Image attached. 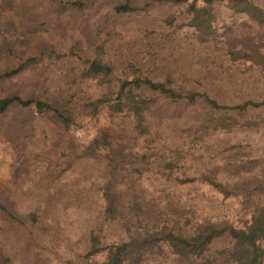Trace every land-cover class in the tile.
<instances>
[{
  "label": "trees",
  "instance_id": "trees-1",
  "mask_svg": "<svg viewBox=\"0 0 264 264\" xmlns=\"http://www.w3.org/2000/svg\"><path fill=\"white\" fill-rule=\"evenodd\" d=\"M87 1L34 0L37 5L41 3L43 11H47L62 28L66 20L59 21L60 15L68 11L67 18L70 16L74 23ZM155 1L183 4L185 20L182 24L191 30L196 41L215 45L221 41L223 53L230 60L245 62L247 67L257 69L264 77V31L221 32L215 23L214 12L215 1H221L233 13L242 15L241 22L246 26L251 25L249 20L264 24V11L256 6L259 4L253 0ZM22 7L23 15L18 25L26 27V34L23 38L17 36L16 25L7 18L3 29L9 28L14 33L7 41L0 37V141L3 144L22 142L29 127L36 131L37 141L42 138L39 149L43 158L35 166V174L32 172L37 192L34 202L22 203L24 198H31L22 192L25 181L22 172L29 173L28 168L21 170L18 166L12 169L13 178L9 182H0V264H120L140 247L156 244H165L176 257L188 260L202 257L212 240L222 235L230 239L223 250L229 264H261L264 258V179L243 193L216 175L179 176L173 169L185 156V149L174 146L166 149L167 154L165 149H155L151 144H158L156 139L161 134H156L159 137L155 138L150 128L154 125L156 129L158 125L154 113L159 102L171 111L197 103L201 115L199 122L190 126L193 128L191 136L202 138L209 130H228L238 121L227 109L243 110L247 106H257L264 103V97L244 99L230 105L219 103L204 90L175 83L168 71L146 72L142 69L144 63L135 57L133 51L110 57L103 43L97 40L101 33L96 32L95 40H89L85 47L74 31L68 39L70 62L62 72L61 82L54 86V90L37 95L30 90L33 85L24 81L23 76L28 70L42 71L45 56L58 50L63 37L59 31L49 39L31 34L37 25L33 21L35 12L25 13L24 2ZM135 9L137 6L129 2H118L106 11L102 26L97 24L95 29L101 31L115 15ZM166 21L171 23L173 16L169 15ZM22 39L32 41V46L15 50ZM87 81L100 86L101 91L92 96ZM85 131L90 132V136L85 137ZM159 131L164 133V129ZM172 133L181 132L177 128ZM136 144L147 145L141 149ZM74 165L97 167L100 180L96 187L101 209L88 216L90 224L83 230L80 246L73 249V256L57 262L51 255L58 254L59 247L69 242L59 240H68L69 236L64 230L66 222L60 203L57 197L48 194V189ZM83 171L86 175V170ZM148 171L160 173L165 179H174L178 183L206 185L222 197L239 198V194L247 195L251 191L263 197L240 221L203 216L168 223L160 213L156 216H152L153 212L147 213L150 209L135 197V193L125 197L118 188L123 181L120 177L125 174ZM157 180L160 178L154 181ZM127 187L132 189L133 186L129 184ZM117 221H121L124 237L104 239L100 234L102 224Z\"/></svg>",
  "mask_w": 264,
  "mask_h": 264
},
{
  "label": "rangeland",
  "instance_id": "rangeland-1",
  "mask_svg": "<svg viewBox=\"0 0 264 264\" xmlns=\"http://www.w3.org/2000/svg\"><path fill=\"white\" fill-rule=\"evenodd\" d=\"M23 2L25 13L35 12L33 21L37 25L31 34L49 39L59 31L63 37L58 50L45 56L42 71L28 70L23 76L24 81L33 85L30 90L37 95L54 90V86L61 82L62 72L70 62L68 39L74 31L85 47L88 46L89 40H95L97 33H101L97 40L103 43L104 50H108L106 53L110 57L133 51L135 57L144 63L142 69L146 72L153 74L151 71H168L175 83L204 90L219 103L230 105L244 99L264 97V77L257 69L247 67L245 62L230 60L223 53L221 41L215 45L200 43L193 38L191 30L182 24L185 20L183 4L155 0H88L74 23L70 16L67 18L68 11L60 15L59 21L66 20L62 28L59 23L53 21L47 11H43L41 3L37 5L34 0H0V37H4L5 41L14 33L9 28L3 29L7 18H11L16 25L17 36L23 38L26 34V27L18 25L23 15ZM118 2H129L137 6V9L115 15L105 23L101 31L95 29L97 24L102 26L106 11ZM253 2L264 6V0ZM214 12L215 23L221 32L241 33L256 29L264 31V24H255L252 20H249L250 26L243 24L242 15L233 13L221 1H215ZM169 15L173 16L171 23L166 21ZM111 42L114 44L109 45ZM26 46L30 48L32 41L22 39L14 49L23 50ZM150 60L152 62L148 64ZM87 83H90L88 90L92 96L101 91L100 86L89 81ZM156 99L159 102L158 98ZM197 105L185 104L171 111L164 103L159 102L158 110L154 113L158 125L156 129L152 125L150 133L155 138L159 137L156 134L160 133L161 136L156 139L158 144L151 145L155 149H165L166 154V149L174 146L183 147L186 151L185 156L179 159L178 165L174 167V173L179 176L216 175L243 193L254 183L263 180L264 103L247 106L243 110L227 109L238 121L228 130H209L202 138L191 136L193 128L190 126L198 123L201 115ZM177 128L181 133L175 135L172 132ZM161 129H164L163 134L159 131ZM26 131L28 134L22 142L3 144L0 141V182H9L13 178L12 169L18 166L21 170H24L23 167L28 168L30 173L25 170L22 172V179L25 180L22 192L26 197H31L22 200L25 204L35 201L37 192L34 189V168L43 158L39 149L42 138L37 141L36 131L30 130L29 127ZM84 134L85 137L90 136V132L85 131ZM145 145L147 144H136L141 149ZM83 170H86V175ZM121 173L124 174L123 169ZM120 178L123 181L118 184V188L122 196L127 197L129 193H135L139 196L135 197L150 209L147 213L153 212L152 216L160 213L168 223L183 222L186 217L193 219L203 216L240 221L250 214L263 197L256 191L247 195L239 194L240 199L232 196L222 197L206 185L178 183L174 179H165L154 171L131 172ZM156 178L160 180L154 181ZM99 180L95 165H74L55 185L49 187L48 194L57 197L56 200L60 203L59 207L66 222L64 230L69 236L68 240H59L69 242L59 247L58 254L51 255L57 262H62L67 256H73V249L80 246L83 230L90 224L88 216L100 212L101 200L96 187ZM129 184L133 186L132 189L127 187ZM125 200L123 198L124 203ZM148 218L152 220L151 216ZM120 223L121 221L103 223L101 236L106 240L124 237ZM229 241L224 235L214 238L202 257L188 260L176 257L165 244L144 245L131 258H125L120 264H229L223 252ZM261 264H264V258Z\"/></svg>",
  "mask_w": 264,
  "mask_h": 264
},
{
  "label": "water",
  "instance_id": "water-1",
  "mask_svg": "<svg viewBox=\"0 0 264 264\" xmlns=\"http://www.w3.org/2000/svg\"><path fill=\"white\" fill-rule=\"evenodd\" d=\"M256 6L264 11V6H261V5H256Z\"/></svg>",
  "mask_w": 264,
  "mask_h": 264
}]
</instances>
